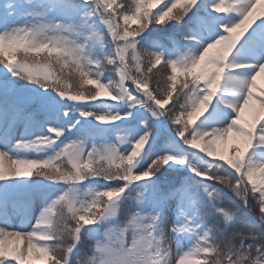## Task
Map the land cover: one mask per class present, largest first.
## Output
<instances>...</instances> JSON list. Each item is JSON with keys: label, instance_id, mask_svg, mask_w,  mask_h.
I'll return each instance as SVG.
<instances>
[{"label": "snow or ice", "instance_id": "1", "mask_svg": "<svg viewBox=\"0 0 264 264\" xmlns=\"http://www.w3.org/2000/svg\"><path fill=\"white\" fill-rule=\"evenodd\" d=\"M258 78L264 0H0V264H264Z\"/></svg>", "mask_w": 264, "mask_h": 264}, {"label": "rangeland", "instance_id": "2", "mask_svg": "<svg viewBox=\"0 0 264 264\" xmlns=\"http://www.w3.org/2000/svg\"><path fill=\"white\" fill-rule=\"evenodd\" d=\"M161 86H162V87L164 86V80H163V78H161ZM178 87H179V85H178ZM218 143H219V142H218ZM215 186H217V187H224L223 185H215ZM225 191H227L226 188H225ZM32 207H33L34 210H37V211H38V209H39V207H40V201H39L38 198L33 199ZM16 222L19 223V220H16ZM33 222H34V221H33Z\"/></svg>", "mask_w": 264, "mask_h": 264}, {"label": "bare ground", "instance_id": "3", "mask_svg": "<svg viewBox=\"0 0 264 264\" xmlns=\"http://www.w3.org/2000/svg\"><path fill=\"white\" fill-rule=\"evenodd\" d=\"M258 83H264V78H258Z\"/></svg>", "mask_w": 264, "mask_h": 264}, {"label": "trees", "instance_id": "4", "mask_svg": "<svg viewBox=\"0 0 264 264\" xmlns=\"http://www.w3.org/2000/svg\"><path fill=\"white\" fill-rule=\"evenodd\" d=\"M86 244H90V242L89 241H86Z\"/></svg>", "mask_w": 264, "mask_h": 264}]
</instances>
